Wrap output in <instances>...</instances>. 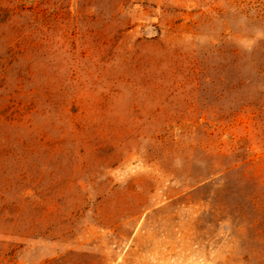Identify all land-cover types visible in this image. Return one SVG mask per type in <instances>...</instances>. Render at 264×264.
Instances as JSON below:
<instances>
[{
    "label": "rangeland",
    "instance_id": "rangeland-1",
    "mask_svg": "<svg viewBox=\"0 0 264 264\" xmlns=\"http://www.w3.org/2000/svg\"><path fill=\"white\" fill-rule=\"evenodd\" d=\"M0 264H264V0H0Z\"/></svg>",
    "mask_w": 264,
    "mask_h": 264
}]
</instances>
